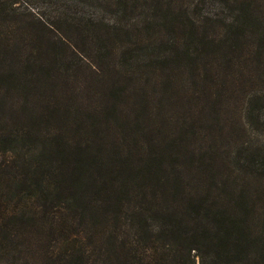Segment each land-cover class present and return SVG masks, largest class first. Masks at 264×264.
Listing matches in <instances>:
<instances>
[{
    "label": "trees",
    "instance_id": "obj_1",
    "mask_svg": "<svg viewBox=\"0 0 264 264\" xmlns=\"http://www.w3.org/2000/svg\"><path fill=\"white\" fill-rule=\"evenodd\" d=\"M36 1L0 0V264H264V0Z\"/></svg>",
    "mask_w": 264,
    "mask_h": 264
},
{
    "label": "rangeland",
    "instance_id": "obj_2",
    "mask_svg": "<svg viewBox=\"0 0 264 264\" xmlns=\"http://www.w3.org/2000/svg\"><path fill=\"white\" fill-rule=\"evenodd\" d=\"M16 3L19 4L20 6H26L29 9V11L31 10V11L41 12L43 10L46 15H54L55 14V11L52 8L45 7L46 9L45 8L41 9L40 2L36 1V0L35 1L34 0H16ZM103 13H104L105 18L110 17V14L107 10H104ZM238 98H239V100H238L239 102L237 104H239L241 102L242 95H240ZM259 138L264 139V135L263 134L260 135ZM195 264H198L197 259L195 261Z\"/></svg>",
    "mask_w": 264,
    "mask_h": 264
}]
</instances>
